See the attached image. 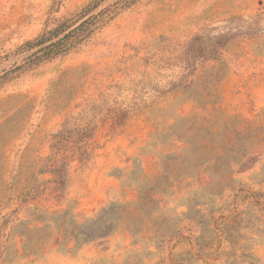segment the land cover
Returning <instances> with one entry per match:
<instances>
[{
  "label": "rangeland",
  "instance_id": "obj_1",
  "mask_svg": "<svg viewBox=\"0 0 264 264\" xmlns=\"http://www.w3.org/2000/svg\"><path fill=\"white\" fill-rule=\"evenodd\" d=\"M0 264H264V0H0Z\"/></svg>",
  "mask_w": 264,
  "mask_h": 264
},
{
  "label": "trees",
  "instance_id": "obj_2",
  "mask_svg": "<svg viewBox=\"0 0 264 264\" xmlns=\"http://www.w3.org/2000/svg\"><path fill=\"white\" fill-rule=\"evenodd\" d=\"M94 8V7H93ZM92 10V9H91ZM87 11L84 14L80 15V17L73 23L67 26H63V24H59L57 28H55L54 32L52 33V36L49 37H40L39 39L33 41L32 46L40 45L44 43L45 41H49L55 37H57L56 40L50 41L48 44L38 48L36 51L32 53L33 57L36 60H40L43 58H47L48 56L55 55L57 53H66L71 48H73L76 44L81 42L87 35L92 32L93 25H95V19L97 17V14L91 15ZM49 33V32H48ZM28 43V42H27ZM215 51V48H211L210 54ZM53 173H55L59 180L60 172L58 168H51ZM62 181H58V183H61ZM241 191V190H240ZM113 204H111L109 207L102 208L100 213L95 216L94 219H91L88 221V223L91 224L90 227H88L86 222H82L77 225V231L73 235L74 240L76 241H82V242H89L96 239H99L101 237L106 236L107 234L117 231L121 228V224L123 222V218L116 217L114 219H108L104 218V215L109 209L113 208ZM94 226V227H93Z\"/></svg>",
  "mask_w": 264,
  "mask_h": 264
}]
</instances>
